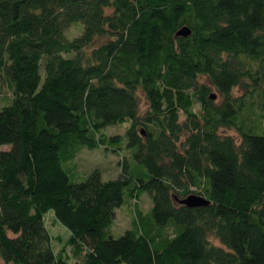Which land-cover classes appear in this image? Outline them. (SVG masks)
<instances>
[{
	"label": "trees",
	"instance_id": "16d2710c",
	"mask_svg": "<svg viewBox=\"0 0 264 264\" xmlns=\"http://www.w3.org/2000/svg\"><path fill=\"white\" fill-rule=\"evenodd\" d=\"M3 86L5 263L264 264V0H0ZM121 138L115 178L70 177L78 148ZM194 192L209 202L175 197ZM47 212L70 232L58 250Z\"/></svg>",
	"mask_w": 264,
	"mask_h": 264
},
{
	"label": "rangeland",
	"instance_id": "374dc122",
	"mask_svg": "<svg viewBox=\"0 0 264 264\" xmlns=\"http://www.w3.org/2000/svg\"><path fill=\"white\" fill-rule=\"evenodd\" d=\"M111 8H105L106 12L111 11ZM78 27H71L69 33L77 34ZM66 30V35L71 36ZM11 96V92L5 87H2L0 92V106L7 101ZM127 121L123 123H114V125H106L103 127L102 131L106 136L118 134L119 136H124V129ZM227 132L234 133L232 130H226ZM122 142V138L119 140V144ZM118 143L106 142L100 143L93 147H88L82 145L75 151V155L71 160L67 161L65 166L67 168L68 174L71 178L75 180H83L85 175H87L91 170L97 167L100 171L102 179L105 178H115L120 170L119 160L125 155H128V150L124 148V141L115 150ZM107 145V146H106ZM9 147L8 144L0 145V148ZM151 196L148 195L146 191H142L137 197V200L128 198L123 204L117 206L116 211L113 216V221L111 224V230L114 235H118L125 228L132 225L136 209L147 210L150 208ZM45 222L49 228V232L53 237L52 243L54 250L60 249L64 240L69 235L68 229L62 225L59 221L55 220L53 212H47L45 214ZM68 247L66 246L65 250ZM72 259H69L71 261ZM0 264H7L0 258ZM12 264V263H10Z\"/></svg>",
	"mask_w": 264,
	"mask_h": 264
},
{
	"label": "water",
	"instance_id": "95a60500",
	"mask_svg": "<svg viewBox=\"0 0 264 264\" xmlns=\"http://www.w3.org/2000/svg\"><path fill=\"white\" fill-rule=\"evenodd\" d=\"M191 31V28H189L187 25H182L176 30L177 35L187 36ZM216 93L211 91V97H215ZM177 201L179 203L187 204L188 206H194V205H205L209 202V199L199 193H189L187 195H184L183 197L178 198L175 196Z\"/></svg>",
	"mask_w": 264,
	"mask_h": 264
}]
</instances>
